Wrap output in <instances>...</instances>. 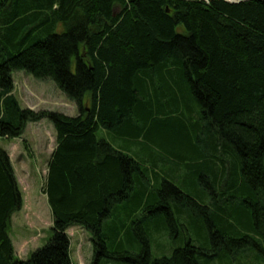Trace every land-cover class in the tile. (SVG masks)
<instances>
[{"label":"trees","instance_id":"trees-1","mask_svg":"<svg viewBox=\"0 0 264 264\" xmlns=\"http://www.w3.org/2000/svg\"><path fill=\"white\" fill-rule=\"evenodd\" d=\"M14 70L51 79L76 115L21 107ZM42 119L55 130L43 186L50 235L16 255L9 229L23 199L0 146V264H72L73 225L91 234L90 264H264V0H0V139ZM144 148L161 151L152 165L211 176L220 199L203 205L150 176ZM225 148L235 154L226 161ZM190 205L203 241L153 257L148 231L172 234L173 210ZM114 215L110 249L102 231Z\"/></svg>","mask_w":264,"mask_h":264},{"label":"rangeland","instance_id":"rangeland-1","mask_svg":"<svg viewBox=\"0 0 264 264\" xmlns=\"http://www.w3.org/2000/svg\"><path fill=\"white\" fill-rule=\"evenodd\" d=\"M12 77L14 80L13 93L21 107H29L35 110L49 109L69 116L76 115L77 108L75 104L65 96L51 79L35 78L23 70H14ZM182 113L183 118H188L186 110ZM97 134L107 138V134L100 130ZM0 146L7 151L14 165L16 179L23 199L21 209L12 214L9 236L16 255L21 259H26L29 252L41 246L50 235L51 212L43 192V186L47 163L55 147V130L52 123L47 119L29 122L22 137L14 139L1 138ZM136 151L137 146L134 145L131 153L134 154ZM156 152L161 153L160 150L144 148L143 154L137 156L148 166L150 176L153 170L161 176H167L166 179L203 205H212L214 198L220 199V187L215 185L211 176H202L201 181L199 176L191 172L189 167L182 163L177 164L172 160L163 161L161 159L157 160V163L155 162L156 165H152L149 156L153 154L152 157H155V155H158ZM226 154L230 158L235 155L231 149L225 148V161L230 160L226 157ZM231 164L232 160L227 161L226 167L231 169ZM197 190L202 193L200 194L202 198H199L201 201L197 198ZM190 206L189 210H185L180 216L174 213L175 211L172 209L177 224L172 234L166 228L160 230V232L159 230L148 231L149 246L153 257L170 255L172 250L181 246L186 239H190L194 244H198V238L202 240V230L199 229L202 214L199 213L196 206ZM161 214L162 212H158V215ZM136 215L138 218L143 217V223H145L144 211L139 209ZM116 223L118 222L114 215L102 231L110 249L112 247L109 239L112 238V226ZM67 233L70 237L72 264H90L92 256L91 234L80 225L69 227ZM120 238L122 251L132 249L126 243L123 234H120ZM107 264L129 263L112 260Z\"/></svg>","mask_w":264,"mask_h":264},{"label":"crops","instance_id":"crops-1","mask_svg":"<svg viewBox=\"0 0 264 264\" xmlns=\"http://www.w3.org/2000/svg\"><path fill=\"white\" fill-rule=\"evenodd\" d=\"M26 129V128H25ZM117 146V145H116ZM117 147H119V145L117 146ZM13 165V164H12ZM13 168H14V165H13ZM46 171H47V168H46ZM14 172L16 173V170H15V168H14ZM16 176V175H15ZM45 176H46V174H45ZM44 180H45V178H44ZM45 195V194H44ZM45 198H46V195H45Z\"/></svg>","mask_w":264,"mask_h":264},{"label":"water","instance_id":"water-1","mask_svg":"<svg viewBox=\"0 0 264 264\" xmlns=\"http://www.w3.org/2000/svg\"><path fill=\"white\" fill-rule=\"evenodd\" d=\"M226 1H229V2H239L241 0H226Z\"/></svg>","mask_w":264,"mask_h":264}]
</instances>
